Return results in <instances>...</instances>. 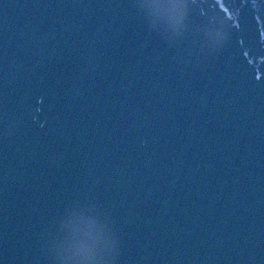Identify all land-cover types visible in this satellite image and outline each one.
Segmentation results:
<instances>
[{
	"label": "water",
	"instance_id": "95a60500",
	"mask_svg": "<svg viewBox=\"0 0 264 264\" xmlns=\"http://www.w3.org/2000/svg\"><path fill=\"white\" fill-rule=\"evenodd\" d=\"M130 3L0 0V264H77L68 201L105 264H264V0H193L182 36Z\"/></svg>",
	"mask_w": 264,
	"mask_h": 264
},
{
	"label": "snow or ice",
	"instance_id": "6c2138e0",
	"mask_svg": "<svg viewBox=\"0 0 264 264\" xmlns=\"http://www.w3.org/2000/svg\"><path fill=\"white\" fill-rule=\"evenodd\" d=\"M193 0H131L149 30L158 35L182 36L191 25ZM213 43L211 36H206ZM63 244L74 250L77 264H105V253L113 242V230L101 207L87 201H68L57 215Z\"/></svg>",
	"mask_w": 264,
	"mask_h": 264
}]
</instances>
